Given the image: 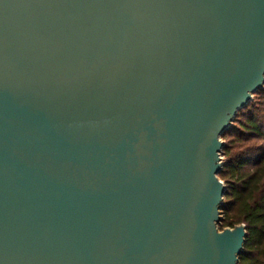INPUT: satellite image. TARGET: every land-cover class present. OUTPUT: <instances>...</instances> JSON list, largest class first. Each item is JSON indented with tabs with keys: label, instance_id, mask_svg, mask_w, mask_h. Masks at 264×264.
<instances>
[{
	"label": "water",
	"instance_id": "water-1",
	"mask_svg": "<svg viewBox=\"0 0 264 264\" xmlns=\"http://www.w3.org/2000/svg\"><path fill=\"white\" fill-rule=\"evenodd\" d=\"M264 85V0H0V264H239L221 135Z\"/></svg>",
	"mask_w": 264,
	"mask_h": 264
},
{
	"label": "trees",
	"instance_id": "trees-1",
	"mask_svg": "<svg viewBox=\"0 0 264 264\" xmlns=\"http://www.w3.org/2000/svg\"><path fill=\"white\" fill-rule=\"evenodd\" d=\"M253 96L255 99L238 110L235 123L222 133L236 130L231 143L224 144L227 158L221 172H229V181L219 225L223 229L245 224L246 237L239 264H264V115L250 110L253 104L262 102L264 86Z\"/></svg>",
	"mask_w": 264,
	"mask_h": 264
},
{
	"label": "rangeland",
	"instance_id": "rangeland-1",
	"mask_svg": "<svg viewBox=\"0 0 264 264\" xmlns=\"http://www.w3.org/2000/svg\"><path fill=\"white\" fill-rule=\"evenodd\" d=\"M264 86V85H263ZM252 100L253 99H255V96H252V98H251ZM263 100H264V98H263ZM263 100H262V102H263ZM262 102L260 101L259 102V105H257V106H255V104H253L251 107H250V110L252 109L253 111H254V113L257 115V113H258V115H264V103L262 104ZM257 110H256V109ZM235 118V117H234ZM233 118V119H234ZM235 123V121H233L232 120V122H231V124L232 123ZM237 124V123H236ZM235 129V128H234ZM233 129H231L230 131H228L227 133H225L224 135H221V139H222V141L224 142V144H227V145H229L230 143H231V139L233 138V136L234 135H236V130H233ZM224 150H225V146L222 148V151H221V161H222V168L224 167V162L226 161V154H225V152H224ZM222 170V169H221ZM219 178L225 183V184H228V181H229V172H219ZM224 199H225V195H224ZM224 199H223V202H224ZM222 202V203H223ZM221 210H222V212H221V219L223 218V209H222V206H221ZM220 219V220H221ZM220 222V221H219ZM219 222L217 223V226H218V228L219 229H221V227H220V225H219ZM228 227V226H227Z\"/></svg>",
	"mask_w": 264,
	"mask_h": 264
}]
</instances>
